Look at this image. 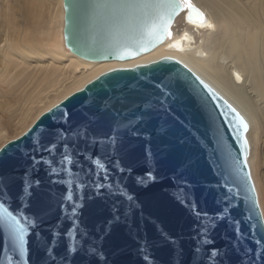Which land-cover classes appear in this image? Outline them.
I'll list each match as a JSON object with an SVG mask.
<instances>
[{
    "label": "water",
    "instance_id": "1",
    "mask_svg": "<svg viewBox=\"0 0 264 264\" xmlns=\"http://www.w3.org/2000/svg\"><path fill=\"white\" fill-rule=\"evenodd\" d=\"M171 3L63 0L65 45L87 60L134 58L164 42L176 17L188 8L183 0L182 10L144 6ZM188 16L198 19L189 8ZM233 108L249 125L199 74L176 58L162 57L104 72L41 113L0 147L5 206L14 215L23 211L31 219L40 217V239L21 219L29 231L20 264H264V221L247 163L249 142L246 147L247 132L234 127ZM112 132L119 133L115 144L108 138ZM56 133L69 146L65 149L57 140L60 148L50 156L41 145H48ZM59 151L73 155L76 167L41 162L32 170L31 157L60 159ZM53 167L58 171L50 172ZM26 172L41 181L30 190L28 207L21 200ZM148 172L156 179L138 183ZM105 176V187L98 191L81 187L89 177L100 182ZM66 193L80 197L84 205L79 210L81 229L86 227L89 236L79 250H74L76 233L53 237L56 228L61 233L69 228L61 211ZM191 204L209 213V220L217 213L227 217L209 234L211 243H204ZM225 207L228 212L223 213ZM114 215L119 221L106 232ZM233 217L238 221L235 230ZM10 248L0 226V264L19 260V252Z\"/></svg>",
    "mask_w": 264,
    "mask_h": 264
},
{
    "label": "bare ground",
    "instance_id": "2",
    "mask_svg": "<svg viewBox=\"0 0 264 264\" xmlns=\"http://www.w3.org/2000/svg\"><path fill=\"white\" fill-rule=\"evenodd\" d=\"M183 1L197 6L204 18L191 19L185 7L166 40L151 51L103 61L84 59L65 45L63 0H48L46 12L37 0H26L19 8L22 24L13 20L14 9L6 7L0 18V82L15 83L19 102L30 89L22 101L27 99V106L14 113L20 123L13 137L100 74L173 57L215 87L248 120L247 162L264 216V0ZM25 85L29 87L23 89ZM5 129L0 127V139L7 137Z\"/></svg>",
    "mask_w": 264,
    "mask_h": 264
},
{
    "label": "snow or ice",
    "instance_id": "3",
    "mask_svg": "<svg viewBox=\"0 0 264 264\" xmlns=\"http://www.w3.org/2000/svg\"><path fill=\"white\" fill-rule=\"evenodd\" d=\"M166 6L175 7L176 9L182 10V4L179 3V0H173V3H171L169 5L155 4V5H145L144 7H151L154 9H159L161 7H166ZM188 8L191 11L196 13V16L198 19L202 20L204 18L203 13L200 12L198 9L194 8V6L190 2L188 3ZM155 18L159 20V19H162V16L157 14V16ZM209 27H211V25H209ZM229 107L231 108L230 105H229ZM231 110L235 113L236 119L238 121V125H234V127H236L237 131H240L241 133L247 132L249 125L245 121L244 117L241 116L238 112H236V110L234 108ZM118 135H119V133H116V132H112L109 134L108 138L111 141V143L115 144L117 142V136ZM57 140H62L63 141V148H65V149L68 148V146H69L68 142L66 140H64L62 134L56 133L54 139L52 141H50L48 145H41V149L43 151L48 152L49 155L51 156L53 151H57L60 148V145H58L56 143ZM244 143H245V146L247 147V145H248L247 139L244 140ZM148 154L151 155L150 152ZM58 155H59L60 159H56L55 157H53L52 159H49L47 161H45L42 156L39 159H37L35 156L31 157L32 170L35 171L36 167L38 165H40L41 162L48 163V164H57L60 166H63L66 164H72L73 168L76 167L73 155L68 154L66 151H59ZM97 163H100V161H97ZM100 166L104 167L103 164H100ZM119 170L121 172L125 171L123 168H120ZM49 171L50 172H57L58 169L53 167V168L49 169ZM61 171L66 173L68 171V169L62 168ZM128 171L130 172L131 170L129 169ZM107 179H108V177L105 176L100 182H96V180L94 178L89 177L86 184L84 181H81L80 184H81L82 188H92V189H95L98 191V190L105 187L104 182ZM155 179H156V177L152 174V172H148L145 177H138L137 181H138V183H146L147 181H154ZM224 179L227 181L229 178L224 177ZM230 182L235 183V181H230ZM40 184H41L40 180L30 179L29 174L26 172L25 178H24V194L21 197V200H22L24 207L30 206L28 203V199H27L33 195V193L30 190L33 188V186H35L38 189ZM108 187H109V189H111L112 185L109 184ZM6 189H7V186L4 184L3 178H0V197L4 198L3 202H0V226L3 227V229L6 231V233L8 235L10 245H11L10 250L13 253L19 252V254H20L19 260H17L16 264H20V261L24 260V253L26 250L25 249V245H26L25 237L29 231L28 228L26 227V225L21 223V219L26 220L28 224L32 225L33 234L35 235V237L37 239H40L39 233L36 231L40 217H37L36 219H31V218L27 217L23 211H20L19 215H14L13 212L9 210V207L5 206L7 199H8V193H7ZM128 199L131 200L132 197L129 196ZM225 199H229V197L225 196ZM63 201H64V203H62V205H61V211H62V215L66 214L65 218L69 222V228L64 233H61L60 228H56V230L53 232V237L61 236V235L71 236L73 233H76V235H77V249H74V250H79V248L83 245L84 241H86L88 236H89V232H88L86 227L81 229L82 221H81V213L79 210L81 208H83L84 205H83L80 197H75V199H74V196L72 194H67V193L64 195ZM190 210L193 212V215L196 217V219L198 221H200L199 230H200V234L204 237V243H206V244L211 243V241L208 238L209 234L217 226V223L219 221H222V220L227 221V217L223 216L221 213H217V214H215V216H213L209 220V213L197 211L195 209L194 204H191ZM222 212L223 213L228 212V207L223 208ZM114 221H119L118 215H114L113 220L109 221L105 225V231L106 232L111 230V225ZM205 221H208V222L205 223ZM230 223H232L233 229L235 230V226L238 223V221H236L235 218L233 217V219ZM61 227H62V225H61ZM163 235H165V237L167 239L171 240L170 237H167V234H163ZM48 243H51V242H48ZM257 243H259V241ZM90 251L93 254L97 255L98 257L102 256V253L96 252L95 248L90 249ZM211 254L216 255L217 253L215 251H213ZM10 259H11V257H10ZM147 259H148V256L145 255V260H147Z\"/></svg>",
    "mask_w": 264,
    "mask_h": 264
},
{
    "label": "rangeland",
    "instance_id": "4",
    "mask_svg": "<svg viewBox=\"0 0 264 264\" xmlns=\"http://www.w3.org/2000/svg\"><path fill=\"white\" fill-rule=\"evenodd\" d=\"M26 0H0V18L2 19V14L4 12V9L6 7L11 6L14 10H12L13 12V20H18L19 22L22 20V17L20 16V12H19V8L21 6H23L25 4ZM37 4L39 6V9L41 11L46 12L45 10L48 9V0H37ZM2 16V17H1ZM43 23L46 22V20H42ZM1 24V22H0ZM20 24H22V22H20ZM29 85H25L23 87L24 88H28ZM19 90H17V86L15 85V83H9V82H0V127L3 125L5 126V130H6V138H2L0 139V147L7 141L15 138L13 137L15 135V129H16V125L20 123V121H18V119L16 118V114L18 111H16L17 108H21V107H26L28 104V100L26 99L24 102H22L25 98L29 97L30 95V89H28L25 93H24V98L22 99V103L18 101L19 99ZM227 99V98H226ZM229 101V100H228ZM246 118V117H245ZM18 121V122H17ZM248 121V120H247ZM20 130V129H18ZM18 132V131H17ZM10 137V138H9ZM248 159V158H247ZM248 161V160H247ZM248 165L249 162H247ZM251 167V166H250ZM249 170L252 172V170L249 168ZM252 173H250L251 175ZM253 175H251V179L253 181V184L255 186V191L257 194V199H258V205L263 216V212H262V208L259 202V195L257 192V188L255 185V180L252 177ZM264 221V219H263Z\"/></svg>",
    "mask_w": 264,
    "mask_h": 264
}]
</instances>
